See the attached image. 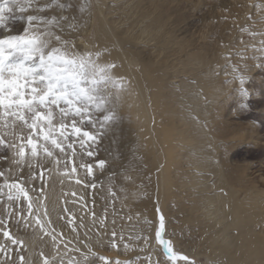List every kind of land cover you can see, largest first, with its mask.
<instances>
[{
	"label": "bare ground",
	"instance_id": "6f19581e",
	"mask_svg": "<svg viewBox=\"0 0 264 264\" xmlns=\"http://www.w3.org/2000/svg\"><path fill=\"white\" fill-rule=\"evenodd\" d=\"M79 1L82 16H74L69 8L60 10L59 17L68 20L60 19L56 29L59 32L62 28L64 35L73 38L80 52L99 48L104 53L101 61L114 63L112 74L124 80L127 90L121 91L115 108L122 118L105 130V156L114 160L129 155L119 167L126 174L122 197L132 203L135 228L141 233L145 218L153 215L147 233H152V250L159 249L154 240L159 216L163 214L168 222L174 214L182 230L189 226L192 242L200 248L189 253L201 254L206 264H264V187L246 177L247 167L234 166L231 160L234 146L246 138H242L243 132L230 130V123L221 116L224 106L229 105L232 83L225 88L218 80L217 68L224 61L221 51L207 52L203 46L195 49L190 26L181 23L178 30L189 38L179 61L184 78L175 85L165 73L171 68V53L165 51L170 42L169 25L161 1ZM16 7L13 5L7 17L24 22L25 13ZM122 146L126 150L119 154ZM53 179L55 191L48 189L50 219L62 228L63 221L55 220L52 214L57 208L63 209L64 199L69 200L67 207L77 217L85 211L70 202L72 197H62L61 189L76 191L79 196L81 189L74 182L61 186L58 178ZM138 195L140 198L133 202ZM120 205L117 214L106 212L109 229L113 219L116 230L128 228L130 212L124 203ZM91 219L87 216L85 223ZM80 231L83 235L84 230ZM32 236L33 229L25 240L33 259H37V248L51 254L50 240L33 241ZM172 239L177 247V238Z\"/></svg>",
	"mask_w": 264,
	"mask_h": 264
},
{
	"label": "snow or ice",
	"instance_id": "6c2138e0",
	"mask_svg": "<svg viewBox=\"0 0 264 264\" xmlns=\"http://www.w3.org/2000/svg\"><path fill=\"white\" fill-rule=\"evenodd\" d=\"M9 4H16L21 13L31 9L34 14L27 16L23 34L0 38V150L6 149L11 154L0 155V161H7V168H0V236L3 238L0 264H133L131 260L110 259L94 251L104 246L105 237L109 238L112 248L120 247L117 241L125 240L122 232L116 231L115 219L109 229L107 215L97 217L94 207L77 217L67 207L69 200L64 199L63 212L67 215L60 216L59 220L66 223L57 231L48 208V189L55 191L54 177L61 186L67 181L85 189H96L93 164L84 162V157L94 156L90 145L96 143L97 133L118 119L115 108L121 100V91L127 90L124 80L112 74L114 63L101 61L104 53L99 48L76 50L75 42L63 35L62 28L54 31L60 27L59 20L35 14L53 6L64 9L59 0H49L43 5L40 0H2L0 28L6 27V13L11 11ZM60 19L67 21L68 17ZM236 55L243 59L240 52ZM229 66L245 101L240 107L247 110V78L242 73L248 66L245 64L243 69L238 64ZM256 66L264 68V63ZM85 125L97 131L85 130ZM105 163L99 160L96 166L103 169ZM25 169L27 178L21 179ZM81 170L85 173L83 176L79 175ZM33 181H40V187ZM108 192L115 201L117 193L111 187ZM61 196L72 197L70 202L74 206L79 203L81 210L87 207L88 201L76 191L65 192L62 187ZM88 215L92 219L85 223ZM21 224L33 228V241L44 236L50 238V255L41 249L35 253L38 259H33L26 240L11 231L10 225ZM64 228L69 229L71 238L65 235ZM166 235L165 217L160 214L154 240L166 257L163 264L181 261L196 264L178 251L173 239L165 238ZM73 241L75 245L70 247ZM131 243L149 246L141 264H161L149 254L152 233L129 239L123 243V249L127 251ZM140 251L146 250L141 247ZM70 252L78 253L80 258L69 256Z\"/></svg>",
	"mask_w": 264,
	"mask_h": 264
},
{
	"label": "rangeland",
	"instance_id": "374dc122",
	"mask_svg": "<svg viewBox=\"0 0 264 264\" xmlns=\"http://www.w3.org/2000/svg\"><path fill=\"white\" fill-rule=\"evenodd\" d=\"M0 1L2 2V0ZM159 1L165 5V10L163 11L165 13L164 16L166 17V23L169 25L167 29V37L169 38L170 42L169 48L165 49V51L171 53V68L165 72L167 74L166 76H169L175 85L176 83L178 84L179 79L184 78V72L179 61L183 58L189 35H186V33L178 30V26L183 22L188 23L191 28L190 35L194 41L195 49L199 46H203L207 52H214L215 50L221 51L220 54L224 57V61L220 63L217 68L218 80L225 88L227 84H229V81L232 80L229 88L230 90H228L229 105L224 106V109L221 111V116L223 115L230 123V130H235L234 132L238 133L243 132L244 136H242V138H246V141L234 146L231 154V160L234 166H241L242 168L247 167L248 169L245 170V173H247L246 177L251 180L252 183L254 182L255 184H260V187H264V181H262V178L264 177V68H259L256 66L259 63H264V0ZM48 2L49 0H40L41 5ZM59 3L65 5V8L60 9L53 6L44 12L35 14L41 15L45 17V19H51L55 17L60 21L61 16L59 17L58 11L66 10L68 8L67 6L71 5L69 8L71 13L76 17L82 16V12L79 9L81 7L79 0H59ZM108 4H112V1L108 0ZM13 5L16 4H9L11 11L7 12L6 14H12ZM16 8H18V6ZM30 14H34L30 9L25 12L24 22L11 19L8 16L9 18L5 21L6 27L0 28V38H3L5 35L23 34V29L27 26V24H25L26 18ZM41 27H43V25H41ZM54 31L58 32L57 29H54ZM64 36L73 41V38H71L69 35ZM93 38L94 31L89 36V39L92 40ZM221 49L223 50V54ZM237 52L242 54L243 59H241V56L236 55ZM17 58L18 57H13V59ZM230 64H238L242 69L245 64L248 66L247 70L243 71L242 73L247 78V82L245 84V88L249 93L246 100V103L249 105L247 110L240 107V104L245 101L239 94V82L237 79H234L232 69L229 66ZM173 70H175V73ZM239 74L240 73L237 75ZM120 114V111L119 113L116 111L118 118H122V115ZM119 115L121 117H119ZM118 120L119 119L116 121ZM111 125L112 123L108 126ZM84 127L85 130L88 131H97L96 129H92L87 125ZM105 133V131L98 132L96 143L90 145V150L93 151L94 156L87 157L85 155L84 157V162H90L93 164L94 178L97 187L95 190H93L91 188L85 189L82 186H79L81 189L80 196H83L85 200L88 201L87 207L83 208V211H85L84 213H87L89 209L94 207L96 214L102 217L108 210H113V212L117 214L118 210L122 208L120 203H124V206L130 212L131 220L127 218V230L119 229L116 231L118 233L122 232L125 240L117 241V243L121 246L112 248L109 244V238L105 237L104 246L94 248V251H97L98 254L105 255L110 259H120L122 261L131 260L133 264H141V262L145 260L149 246L131 243L128 250L125 251L122 245L123 243L128 242L129 239L137 238L143 234H146L147 231L151 229L153 215H148L145 218L146 220L143 224L145 225L144 230L140 233L139 228H135L137 217L132 208V203H127L125 198L122 197V194L126 192L125 189H123L126 174L120 167L123 166L122 162L124 163L129 155H124V157L118 158L120 159L119 161L115 158L114 160L113 158L108 160L105 156V151L107 150L105 144ZM233 142L239 143L234 139ZM123 150L126 149L124 147L120 148L118 153L124 154ZM0 155L10 156L11 154L5 149L0 150ZM99 160H104L106 162L103 169H100L96 166ZM80 162V160H77V163ZM0 168L6 169L7 161H0ZM84 174L85 173L83 170L79 172L80 176H83ZM26 178L27 170L25 169L21 174V179ZM88 179L92 180L93 178L89 177ZM0 182H2V180H0ZM40 183V181H33V184L37 188L40 187ZM141 183L147 184V181L141 180ZM109 187H111L112 190L117 193V198L115 201H113L108 192ZM146 189L147 188L143 190L144 193L147 192ZM140 193L143 194L142 192ZM140 195H138V197L134 199L133 202L139 199ZM93 200H95L94 205L92 203ZM77 206L80 208L79 203ZM64 215L67 214L63 212V209L57 208V210L53 212L52 217L58 221L59 217ZM174 216V214L170 215L168 222L165 220V231L167 234L165 238H169V236L171 238L176 237L178 245L175 248L178 251L189 256V258L194 260L196 264H206L201 254L194 256V254L189 253V251L192 250V252H199L200 248L196 247L192 242V234L190 229H188L189 226H187L188 228L186 226L184 228L187 229V231L184 229L182 230L181 227L183 226L179 224L177 218ZM146 221H150L151 223H146ZM64 223H66V221H63V225ZM54 226L56 227L57 231L61 229L56 224H54ZM10 228L13 233L23 237L24 239L31 234L33 229L32 227L25 228L22 224L19 226L10 225ZM64 233L68 238H71L72 234L68 228H64ZM43 238L50 240V238L47 236H44ZM2 242L3 238L0 236V243ZM74 245L75 241H73V245H70V247ZM141 247L145 248L146 251L141 252ZM41 249L42 248H37L35 253L39 252ZM43 251L46 254H49L44 249ZM152 251L149 253L152 260L160 261L161 264H163L165 260H162L161 256H165L163 255L162 248H153ZM69 256L76 257L77 259L80 258L79 254L75 252H70ZM36 258L38 259V257ZM67 258L68 257H65V259ZM178 264H183V262Z\"/></svg>",
	"mask_w": 264,
	"mask_h": 264
}]
</instances>
